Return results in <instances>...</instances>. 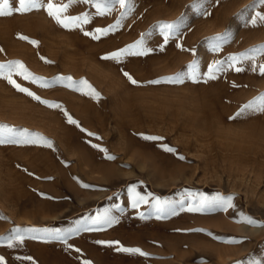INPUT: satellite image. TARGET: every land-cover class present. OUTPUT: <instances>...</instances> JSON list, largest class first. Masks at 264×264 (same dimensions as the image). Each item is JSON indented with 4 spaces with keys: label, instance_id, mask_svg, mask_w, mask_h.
<instances>
[{
    "label": "rangeland",
    "instance_id": "obj_1",
    "mask_svg": "<svg viewBox=\"0 0 264 264\" xmlns=\"http://www.w3.org/2000/svg\"><path fill=\"white\" fill-rule=\"evenodd\" d=\"M130 3L123 19L127 9L119 6L105 16L89 5L70 7L69 15H90L85 31L119 22L96 40L59 27L43 10L0 17V64L18 61L40 80L54 82L40 87L13 76L41 100L61 106L48 107L0 79V137L20 139L27 130L52 144H0V257L5 264H264V112L243 110L264 97L259 72L264 55L236 64L240 72L228 66L230 57L264 48V22L258 18L264 4ZM10 4L15 6L14 0ZM167 24L179 27L167 33L165 43L161 26ZM141 40V50L150 49L146 55L105 58ZM218 61L224 70L206 80L209 66ZM178 74L185 76L182 82L169 81ZM69 77L82 91L65 86ZM81 81L100 99L85 95L89 89ZM65 112L79 127L68 123ZM93 144L115 159H106ZM132 188L149 203L133 209ZM201 197L230 199L231 206L197 211ZM153 198L167 201L176 214L141 219L140 213L152 211ZM105 212L118 223L80 231L67 243L45 236L90 227ZM98 241H118L146 255L118 252L116 245Z\"/></svg>",
    "mask_w": 264,
    "mask_h": 264
},
{
    "label": "snow or ice",
    "instance_id": "obj_2",
    "mask_svg": "<svg viewBox=\"0 0 264 264\" xmlns=\"http://www.w3.org/2000/svg\"><path fill=\"white\" fill-rule=\"evenodd\" d=\"M15 6L13 4H10V0H0V17H7L11 16L13 14H28L32 13L34 11H40L43 10L47 13L48 17H50L52 20L55 21V23L66 30H76L79 29L83 32L85 36L91 37L93 40L99 39L100 36H106L110 32L114 31L115 29L119 28V22L115 25H110L108 28H96L94 32L85 31L83 26L87 25L91 22V17L88 13H83L81 15H69V9L73 4H85L89 5L90 7H93L96 9L95 15L97 16H105L110 15L113 8L116 6H119L120 9H127V11L123 12L121 15V19H123L129 11L132 10V5L130 3V0H67L66 3H56L55 0H14ZM261 3L264 4V0H261ZM258 18L260 21L264 22V16H261L258 14ZM252 23L255 24L256 20H252ZM178 25L173 24H167L162 25L161 28L163 30H166V34L164 35L165 43L167 42L169 36L167 33H174L178 29ZM20 39H27V37H20ZM220 38H216V40L210 41V43H216L217 40ZM223 39H227L225 36ZM29 43L33 44L34 46L38 45L37 41H29ZM143 45V40L138 41L135 45L128 46L124 49H121L115 53H112L110 57H105L106 59L111 58L119 61L124 56H142L146 55L148 50H141ZM177 47H180V45H177ZM163 50V49H161ZM215 50V48H214ZM3 49H0V52H3ZM257 55H264V48L262 49H253L251 53L246 54L244 56H232L229 58L228 66L229 67H235L236 64L240 63L243 60H249L253 63L256 60ZM43 59V58H42ZM46 63H50L49 61H45ZM223 62H216L215 64L209 66L208 73L206 80H213L216 79L215 73L223 71ZM253 71H256V67L253 66ZM235 71L240 72L242 69L240 67H235ZM259 72L261 75H264V64L259 65ZM19 76L25 81H29L33 84H38L40 87H50L53 85L54 82H48V81H42L40 78L35 77L32 73H30L25 66L20 62H9L7 64H0V79H5L16 91L20 93H24L25 95L31 97L34 100L39 101L42 104L47 105L51 108H60L61 106L59 104H51L47 101L41 100L39 96H36L35 93L30 91L26 87H22L19 83L16 82V80L13 79V76ZM124 75L127 77V79L132 84H137L138 82L132 78L129 73L125 72ZM185 76L183 74H178L175 77L168 78L170 82L173 83H179L182 82ZM189 78H195V77H189ZM62 80L63 78H58ZM69 83L66 84V87H73L74 90L82 91V87L76 86L74 82L71 81V78H67ZM206 82V81H205ZM150 83H160V81H151ZM81 86L88 87L89 91L84 93L85 95L91 96V98L95 100L100 99V94L95 91V89L91 88L90 85H87L86 81L80 82ZM254 110V111H262L264 112V97H261L259 101L257 102H250L248 105L244 106L243 110ZM242 110V111H243ZM67 117L69 124H74L77 127H79L77 121L71 118V116H68L67 112L64 113ZM9 132L14 133L15 130L9 129ZM81 131H85L84 129H81ZM20 139H8L5 140L4 138L0 137V144L4 143H27V144H41L44 146H47L49 148L52 147V144L50 141L46 140L44 137L30 134L27 132V130H23L20 134ZM89 136H94L93 133H87ZM146 141H156L161 139L160 137L155 136H143L142 137ZM96 139H100V137H96ZM93 148H98L100 152L105 153L106 159H115V157H112L107 154V150L104 148H100L98 145L93 144ZM164 151L168 153L175 154V150L171 147H164ZM178 159L183 160L184 157L178 156ZM83 187L87 188L88 185H82ZM130 191L133 193L132 200H131V207L133 209H137L141 204H148L149 198L140 195L136 193L135 188L130 189ZM154 203L151 204L152 211L145 215L144 213H140L141 219H147L149 216L154 215L157 219H163L168 215H175L176 214V208L170 205L167 201H160L159 199L153 198ZM200 207L195 209L197 211L202 210L206 207H212V208H226L231 206V200H224L220 197L213 198L209 200L207 197H201L199 201ZM194 209L189 208V211H192ZM121 215H123V212H121ZM118 223V218L112 216L110 213L105 212L102 215H98L95 218L91 220L90 227H78L73 232L69 233H60V232H46L45 236L47 239L52 240H61L65 243L74 235L79 233L80 231H92L94 230H100L103 228L111 227L112 225ZM248 223H253L251 220L248 221ZM15 239L18 242H23V237L19 234L15 236ZM99 244H107L109 247L116 245L115 250L118 252L131 254V255H139V256H145L146 254L143 253L139 248H129V247H122L118 246L119 242H105V241H98ZM9 247L12 246L11 243L8 245ZM68 247H71V245H68ZM77 252H79V249H76ZM26 259L32 260L31 257H27ZM0 264H5L4 258L0 257ZM35 264V262H33ZM84 264H90L89 261H85Z\"/></svg>",
    "mask_w": 264,
    "mask_h": 264
}]
</instances>
